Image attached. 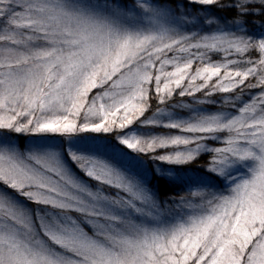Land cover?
Returning <instances> with one entry per match:
<instances>
[{
    "label": "snow or ice",
    "instance_id": "snow-or-ice-1",
    "mask_svg": "<svg viewBox=\"0 0 264 264\" xmlns=\"http://www.w3.org/2000/svg\"><path fill=\"white\" fill-rule=\"evenodd\" d=\"M0 264H264V0H0Z\"/></svg>",
    "mask_w": 264,
    "mask_h": 264
}]
</instances>
